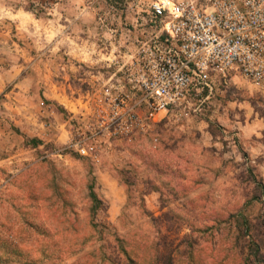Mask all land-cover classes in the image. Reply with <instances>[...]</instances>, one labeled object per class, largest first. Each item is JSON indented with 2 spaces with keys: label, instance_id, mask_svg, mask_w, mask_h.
Returning <instances> with one entry per match:
<instances>
[{
  "label": "rangeland",
  "instance_id": "obj_1",
  "mask_svg": "<svg viewBox=\"0 0 264 264\" xmlns=\"http://www.w3.org/2000/svg\"><path fill=\"white\" fill-rule=\"evenodd\" d=\"M133 3L0 0V264H264V83L99 132Z\"/></svg>",
  "mask_w": 264,
  "mask_h": 264
},
{
  "label": "built area",
  "instance_id": "obj_2",
  "mask_svg": "<svg viewBox=\"0 0 264 264\" xmlns=\"http://www.w3.org/2000/svg\"><path fill=\"white\" fill-rule=\"evenodd\" d=\"M131 8L134 48L111 76V120L99 132L144 131L231 77L264 83V0H138ZM88 139L78 133L73 146L88 155Z\"/></svg>",
  "mask_w": 264,
  "mask_h": 264
},
{
  "label": "trees",
  "instance_id": "obj_3",
  "mask_svg": "<svg viewBox=\"0 0 264 264\" xmlns=\"http://www.w3.org/2000/svg\"><path fill=\"white\" fill-rule=\"evenodd\" d=\"M205 92H207V91H205Z\"/></svg>",
  "mask_w": 264,
  "mask_h": 264
}]
</instances>
